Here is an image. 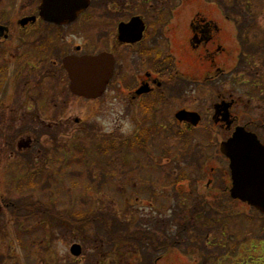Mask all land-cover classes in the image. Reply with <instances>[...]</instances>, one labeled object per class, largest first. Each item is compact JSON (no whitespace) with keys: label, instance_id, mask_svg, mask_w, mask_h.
Returning a JSON list of instances; mask_svg holds the SVG:
<instances>
[{"label":"flooded vegetation","instance_id":"flooded-vegetation-1","mask_svg":"<svg viewBox=\"0 0 264 264\" xmlns=\"http://www.w3.org/2000/svg\"><path fill=\"white\" fill-rule=\"evenodd\" d=\"M43 2L0 0V43L12 44L8 49L16 61L12 69L0 68L1 152H7L10 161H23L16 170L34 167L44 174L61 171L59 176L66 171L60 166L63 155L73 154L75 140L86 136L99 146L101 162L100 154L105 155L108 143L119 151L121 167L117 165L114 171H121V183L150 188L151 197L157 196L159 186H172L187 194L190 188L202 186L199 172L197 180L188 178V165L198 164L203 171L217 159V151L229 163L221 148L236 132L253 134L264 146V48L256 52L245 48L254 28H262L256 22L226 17L225 23L237 31L228 47L221 39L220 22L202 18V3L193 6L190 0H80L69 9L72 11L68 5L54 4L57 11L49 14L42 13ZM256 7L246 3L240 9L255 11ZM218 10L222 13V6ZM248 28L251 36H244ZM101 55L107 56L109 74L103 94L95 99L75 95L66 60ZM202 94L205 99L209 94L212 97L207 110L202 109ZM78 102L91 111L105 103L119 108L122 137L118 144L110 140V133L104 137L103 131L101 139H96L94 117L87 121V129L78 130L82 123L71 113ZM197 138L200 144L194 145L192 140ZM216 140L218 148L210 149L215 151L214 158L207 159L209 143ZM80 161L74 157L70 163L79 165ZM209 167L212 172L217 170L215 165ZM95 168V184L105 182L98 179L103 171ZM216 181L209 180L207 187ZM48 183L65 185L56 179ZM225 187V195L190 196L197 204L194 210H201V215L228 199L251 208L232 199L230 174ZM28 207L25 220L32 209L38 211L33 212L36 217L47 216L53 222L62 215L43 202ZM196 219L184 217V226L191 221L194 225ZM106 231L110 235L108 228ZM144 235L153 244L151 251L139 253V264H164V254L153 257L174 245L171 236L162 244L145 233L129 238L139 241ZM148 256L151 259L144 258Z\"/></svg>","mask_w":264,"mask_h":264},{"label":"rangeland","instance_id":"rangeland-1","mask_svg":"<svg viewBox=\"0 0 264 264\" xmlns=\"http://www.w3.org/2000/svg\"><path fill=\"white\" fill-rule=\"evenodd\" d=\"M189 3L193 6L202 3V18L213 17L220 22L223 26L221 39L228 47L232 46L237 31L225 23L226 17L256 22L262 28H254L252 40H246L245 48L255 52L264 48V0H190ZM246 3L257 4L255 11H250L251 8L242 11L240 7ZM219 6H222V13L218 10ZM236 6V11H231V7ZM248 30L250 28L244 29V36H251V32L247 34ZM8 46L12 44L0 43V68L15 67L16 61L10 55ZM233 51L237 55V49ZM209 95L205 99L202 94L204 110L211 103L212 97ZM72 109V115L82 123L78 126L79 131L87 129V121L94 117V127L98 132L96 139H101L103 131L104 137L110 133V140L119 143L122 136L117 106L105 103L91 111V108L78 102ZM96 139L93 140L95 143ZM199 140L193 139L192 142L194 145L200 144ZM91 142L86 136H79L75 140L73 154L69 152V155H63L60 162L66 171L58 176L61 171H55L52 175L50 171L44 174L34 167L16 170L17 164L23 161H10L8 153L1 152L3 145L0 140V205H3L0 216V264H139V253L145 249L151 251L153 242L145 235L139 241L135 237L129 238L135 233L153 235L152 239L158 238L159 244L168 243L167 237L171 236L174 245L166 248L164 253L156 252L153 257L155 259L164 254V264H264V216L256 209L233 204L228 199L217 209H209L201 215V210H194L197 204L190 196L225 195V179L230 170L228 161L219 156V151L215 157L217 159L210 161L203 171L199 170L198 164L196 167L188 165V178L197 180L199 172L202 186L190 188L187 194L172 186H159L155 188V198L151 197L150 188H134L121 183L124 179L121 171H114L117 165L121 167L119 151L108 143L105 155L100 154L101 162L99 146ZM209 144L207 159L214 158L215 151L210 149L218 148L219 142L216 140ZM74 157L82 162L79 165L71 164ZM210 164L216 166L215 172H212ZM94 168L95 171H103L98 179L104 178L105 182L95 184ZM49 179L62 181L65 185L55 186L48 183ZM211 179L217 181L208 188ZM137 197L141 200H137ZM35 202L53 205L63 214L75 215L80 219L93 217L94 220L79 226L68 224L75 222L76 218L68 219V223L60 219L53 222L50 217H33L31 214L25 220L26 215L30 214L28 205ZM184 217L197 219L194 225V221H191L185 227ZM207 218L209 222L205 221ZM161 235H164L163 239ZM76 244L82 248V256L78 258L71 254ZM224 245L225 249L221 247ZM144 258L151 259L150 256Z\"/></svg>","mask_w":264,"mask_h":264},{"label":"water","instance_id":"water-1","mask_svg":"<svg viewBox=\"0 0 264 264\" xmlns=\"http://www.w3.org/2000/svg\"><path fill=\"white\" fill-rule=\"evenodd\" d=\"M78 3L80 0H44L42 13L56 12L57 4L68 5L69 10ZM107 63L106 55L68 58L65 66L72 80L71 91L80 97H100L109 79ZM221 151L230 162L232 199L246 203L264 215V146L255 135L241 130L222 144ZM71 253L80 256V246H74Z\"/></svg>","mask_w":264,"mask_h":264},{"label":"trees","instance_id":"trees-1","mask_svg":"<svg viewBox=\"0 0 264 264\" xmlns=\"http://www.w3.org/2000/svg\"><path fill=\"white\" fill-rule=\"evenodd\" d=\"M65 220H67V221H68V219H66V218H65ZM80 222H81V221H80Z\"/></svg>","mask_w":264,"mask_h":264}]
</instances>
